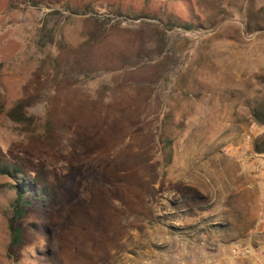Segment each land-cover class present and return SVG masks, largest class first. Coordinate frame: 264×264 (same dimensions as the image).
Masks as SVG:
<instances>
[{
  "label": "rangeland",
  "instance_id": "374dc122",
  "mask_svg": "<svg viewBox=\"0 0 264 264\" xmlns=\"http://www.w3.org/2000/svg\"><path fill=\"white\" fill-rule=\"evenodd\" d=\"M254 113L264 0H0V264L170 261Z\"/></svg>",
  "mask_w": 264,
  "mask_h": 264
},
{
  "label": "crops",
  "instance_id": "0c3cea01",
  "mask_svg": "<svg viewBox=\"0 0 264 264\" xmlns=\"http://www.w3.org/2000/svg\"><path fill=\"white\" fill-rule=\"evenodd\" d=\"M227 159L212 167L208 207L187 219V237L161 264H264V149L234 150Z\"/></svg>",
  "mask_w": 264,
  "mask_h": 264
},
{
  "label": "trees",
  "instance_id": "16d2710c",
  "mask_svg": "<svg viewBox=\"0 0 264 264\" xmlns=\"http://www.w3.org/2000/svg\"><path fill=\"white\" fill-rule=\"evenodd\" d=\"M254 120L257 123H262L264 121V113L262 115L253 114ZM254 150L260 151L263 149H258L253 147ZM9 170L6 164L0 163V174H7ZM30 187L27 182L16 184L15 186V196L11 202V212L8 217V231H9V246L16 247L22 242V229L19 225V220L23 217L25 213V207L29 204V201L24 198V193ZM33 197L39 196V192L33 193Z\"/></svg>",
  "mask_w": 264,
  "mask_h": 264
}]
</instances>
